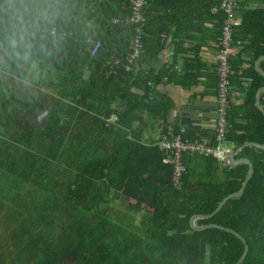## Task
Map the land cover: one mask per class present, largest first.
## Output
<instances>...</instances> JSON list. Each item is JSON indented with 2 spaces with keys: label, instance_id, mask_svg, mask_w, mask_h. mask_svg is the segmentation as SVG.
Listing matches in <instances>:
<instances>
[{
  "label": "trees",
  "instance_id": "1",
  "mask_svg": "<svg viewBox=\"0 0 264 264\" xmlns=\"http://www.w3.org/2000/svg\"><path fill=\"white\" fill-rule=\"evenodd\" d=\"M237 1L239 25L232 39L253 51V66L264 57V0L253 10L243 9L247 0ZM218 6L219 0H148L140 55L126 72L135 37L126 21L129 0H0V148L13 150L0 156V170L9 165L6 173L17 182L0 196V264L238 261L243 244L233 234L193 230L189 221L212 214L238 191L247 166L184 153L186 170L175 188L156 144L143 141L148 120L164 121L171 108L154 88L164 79L184 78L188 70L156 69L160 55L170 47L174 64L218 38L223 14L211 13ZM189 41L197 44L186 50ZM95 44L100 47L91 54ZM229 67L238 72L241 63ZM30 72L39 79L32 86L24 83ZM237 78L249 85L241 104L227 111L224 144L233 150L264 145V114L256 106L264 76L253 68L229 84L241 86ZM8 86L29 90L36 105L6 108ZM259 104L264 111V92ZM12 127L27 141L8 142L13 133L6 129ZM241 157L253 166L242 193L194 224L233 230L247 246L239 264H264V148L245 146L235 155Z\"/></svg>",
  "mask_w": 264,
  "mask_h": 264
},
{
  "label": "crops",
  "instance_id": "2",
  "mask_svg": "<svg viewBox=\"0 0 264 264\" xmlns=\"http://www.w3.org/2000/svg\"><path fill=\"white\" fill-rule=\"evenodd\" d=\"M257 1L258 0H247V2H244L243 9L253 10L257 8L259 6ZM236 17L238 19L237 12ZM210 36L213 37V32L210 33ZM217 42V36H214L212 39L209 38L201 46L197 55L189 51L178 56L174 64L173 53L170 47L165 49L160 55L158 64L155 66L156 69L173 65L171 67H173L172 69L176 73L182 74L185 66L188 70L184 78H175L173 81H166L165 79L154 88L155 95L161 99L167 100L171 108L166 114L164 121H156V137L155 140H152L153 143L156 144L159 138L164 136V134L162 135L163 130H165L169 136L172 135L173 132H179L186 137L185 139L201 142L209 146H212L211 143L216 140L218 121V80L216 75ZM196 44L197 41H189L185 43L183 48L186 50L193 49ZM242 46V44H238L232 49L229 64H232L235 60H239L241 67L238 72H231L230 70L229 78L238 77L240 73L249 74L250 69L253 68L256 72L264 76V72L260 69V63L264 60L263 57L257 59L254 65L250 66V63L253 62V51L245 50ZM239 52L241 55L237 58ZM237 82L240 83L241 86L237 87L235 81H232L229 87L228 105L230 108H236L241 104L244 96L243 91L249 85V81L243 78H237ZM24 83L27 84L26 81H24ZM37 88L39 91L48 92V89L43 87L38 86ZM5 92L4 106L6 108L11 106L21 109L36 105L35 101L30 102L29 90H25L22 87L8 86ZM19 115L23 118L21 113ZM22 122L21 120L20 123ZM148 127H151V119L148 120ZM6 131L8 134H10V131L13 133V135L7 139L11 144H14L17 140H21L23 143L27 141L17 137V128L12 127L10 130L6 129ZM143 141L152 143L145 138V132L143 134ZM18 147L22 149L21 145H18ZM0 149L6 150L4 153L0 152V156H12L13 150L11 147H1ZM6 169H9V165H3L0 170V179H3L0 184V196L7 194L8 190L17 183L12 176L6 173Z\"/></svg>",
  "mask_w": 264,
  "mask_h": 264
},
{
  "label": "built area",
  "instance_id": "3",
  "mask_svg": "<svg viewBox=\"0 0 264 264\" xmlns=\"http://www.w3.org/2000/svg\"><path fill=\"white\" fill-rule=\"evenodd\" d=\"M148 0H129L130 15L127 18V23L132 25L135 30L134 44L132 53L127 58L125 71L130 72L131 67L136 64L141 51L140 36L142 27L146 22L142 14L143 8L147 5ZM239 8L237 0H219L218 7H212L211 13L215 14L218 10L222 11L223 22L217 42L216 54V75H217V106H218V121H217V136L216 145L209 146L207 144L182 139L180 137L169 138L161 136L156 142V146L162 153L161 161L163 165L170 166L172 169V182L175 188L181 186V179L186 170L182 161L184 153H199L202 155H213L221 162H227V156L233 150L232 146L224 144V135L227 128V111L228 93H229V76L230 67L229 59L232 55V49L239 43L232 39L233 28L239 25V20L236 17V11ZM100 44H95L91 50L94 54ZM165 80V79H164ZM116 120L115 117L110 119L111 122Z\"/></svg>",
  "mask_w": 264,
  "mask_h": 264
},
{
  "label": "water",
  "instance_id": "4",
  "mask_svg": "<svg viewBox=\"0 0 264 264\" xmlns=\"http://www.w3.org/2000/svg\"><path fill=\"white\" fill-rule=\"evenodd\" d=\"M263 59H264V57H263ZM262 92H264V88L260 89L258 91L257 95H256V106L264 114V111L261 109L260 104H259V98H260V95H261ZM245 146H254V147H258V148H264V145H258V144H254V143L243 144L240 148L232 150L229 153V155L227 156L226 165L228 167H232V166L238 165V163H244V165L247 166V173H246V175H245V177H244V179L242 181V184H241L239 190L236 191V192H233L230 195H228L225 198H223V200L220 202V204L217 207V209L212 214H209V215H194V216L191 217V219L189 221V225H190V227L193 230L202 231V230H205V229H208V228H215V229L224 230L226 232H229V233L233 234V236L236 237L243 244L242 254H241L240 258L238 259V261L235 264H239L244 258V255H245L246 250H247V246L245 244V241L237 233H235L231 229L222 228V227H219L217 225H208V226H204V227H197V226H195L194 221L196 219H199V218L208 219V218L212 217L216 212H218L223 207V205L229 199H231L232 197H237V196H239L242 193V191L245 188L246 183L249 180L251 174H253V166H251V162L247 158H243V157L235 158V155L241 150V148H243Z\"/></svg>",
  "mask_w": 264,
  "mask_h": 264
},
{
  "label": "rangeland",
  "instance_id": "5",
  "mask_svg": "<svg viewBox=\"0 0 264 264\" xmlns=\"http://www.w3.org/2000/svg\"><path fill=\"white\" fill-rule=\"evenodd\" d=\"M34 69H35V68H34ZM31 72H34V70L31 71ZM31 72H30V74H28V76L25 78L26 83H27L28 85H30V86H32L31 84L35 83L36 80L39 81V79H37L38 76H36L37 74H36V75H34V74L32 75ZM35 84H36V83H35ZM155 125H156V120L152 119V120H151V127H150V129H148V130L145 132V138H146L147 140H150L152 143H153L152 140H155V137H156V128H155ZM5 179H6V178H5ZM2 181H3V179H0V184H1Z\"/></svg>",
  "mask_w": 264,
  "mask_h": 264
}]
</instances>
